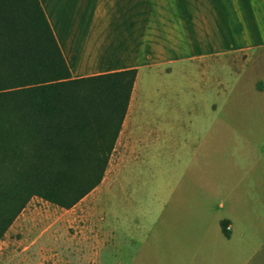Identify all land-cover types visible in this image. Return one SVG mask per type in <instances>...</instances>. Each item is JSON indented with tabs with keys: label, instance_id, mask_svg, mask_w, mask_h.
<instances>
[{
	"label": "crops",
	"instance_id": "obj_1",
	"mask_svg": "<svg viewBox=\"0 0 264 264\" xmlns=\"http://www.w3.org/2000/svg\"><path fill=\"white\" fill-rule=\"evenodd\" d=\"M38 1L72 78L136 69L110 154L118 163L134 159L135 144L146 140L144 128L126 124L143 72L205 69L222 55L232 69L231 61L245 64L256 55L247 75L227 78V214L206 205H165L158 239L162 264H264V0ZM212 128L180 125L164 132L208 134ZM222 223L229 225L226 234ZM151 236L155 241L157 233ZM174 250L181 254L171 263ZM154 256L144 263L153 264Z\"/></svg>",
	"mask_w": 264,
	"mask_h": 264
},
{
	"label": "rangeland",
	"instance_id": "obj_2",
	"mask_svg": "<svg viewBox=\"0 0 264 264\" xmlns=\"http://www.w3.org/2000/svg\"><path fill=\"white\" fill-rule=\"evenodd\" d=\"M256 61V55L245 64L231 61L229 69L222 55L205 69L143 72L126 119L146 136L135 144V158L125 164L110 155L100 182L68 208L29 196L0 238V264H147L152 255L153 264H162L160 208L199 204L226 215L227 78L247 75ZM180 125L213 128L164 132ZM178 254L169 252L171 263Z\"/></svg>",
	"mask_w": 264,
	"mask_h": 264
},
{
	"label": "trees",
	"instance_id": "obj_3",
	"mask_svg": "<svg viewBox=\"0 0 264 264\" xmlns=\"http://www.w3.org/2000/svg\"><path fill=\"white\" fill-rule=\"evenodd\" d=\"M135 76L72 78L39 1L0 0V238L29 196L68 208L100 182Z\"/></svg>",
	"mask_w": 264,
	"mask_h": 264
},
{
	"label": "built area",
	"instance_id": "obj_4",
	"mask_svg": "<svg viewBox=\"0 0 264 264\" xmlns=\"http://www.w3.org/2000/svg\"><path fill=\"white\" fill-rule=\"evenodd\" d=\"M225 229H227V230H228V229H229V225H225Z\"/></svg>",
	"mask_w": 264,
	"mask_h": 264
}]
</instances>
